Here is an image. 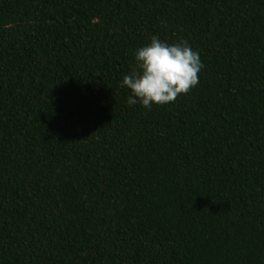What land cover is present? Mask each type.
I'll return each mask as SVG.
<instances>
[{"label": "trees", "instance_id": "trees-1", "mask_svg": "<svg viewBox=\"0 0 264 264\" xmlns=\"http://www.w3.org/2000/svg\"><path fill=\"white\" fill-rule=\"evenodd\" d=\"M154 35L204 66L149 110ZM0 264H264V0H0Z\"/></svg>", "mask_w": 264, "mask_h": 264}, {"label": "clouds", "instance_id": "clouds-1", "mask_svg": "<svg viewBox=\"0 0 264 264\" xmlns=\"http://www.w3.org/2000/svg\"><path fill=\"white\" fill-rule=\"evenodd\" d=\"M134 60L135 67L122 78L121 87L130 90L128 105L139 103L149 110L154 104L174 102L195 87L204 66L186 40L169 44L155 35L136 49Z\"/></svg>", "mask_w": 264, "mask_h": 264}]
</instances>
